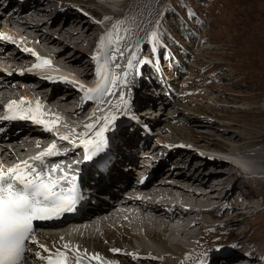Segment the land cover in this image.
Here are the masks:
<instances>
[{
  "label": "rangeland",
  "instance_id": "rangeland-1",
  "mask_svg": "<svg viewBox=\"0 0 264 264\" xmlns=\"http://www.w3.org/2000/svg\"><path fill=\"white\" fill-rule=\"evenodd\" d=\"M132 1L47 0V3L54 4L55 6L50 8L51 11H48V14L51 12L66 14L67 11H71L72 13H76V17L80 18L82 22H89L98 27V25L93 23L98 20L93 19V22L91 21V16L94 13L104 10L105 12L114 10L126 14L128 10L130 11V3ZM8 2L10 1H7L6 4ZM45 2L39 1L40 4L36 7H42V3ZM107 7L111 8V10ZM92 10L96 11L92 12ZM3 12L0 0V13ZM141 14L132 12V14H128L130 19L126 20L130 21V27L127 28V31L134 29L132 26H134L133 24L136 21L142 20V24L138 25L141 27L140 35L144 37L143 43H138L139 51L141 52L139 59L151 61V55L154 52L155 55L153 54V56L154 58L156 57L157 45L155 46L154 42L156 44L157 41L159 44L158 39L160 38L157 37L158 34L155 31V27L157 25L158 27L159 25H164L172 33V37L175 40L178 38L177 41L180 43L178 49H180L181 56L177 54V57L170 55L172 45L164 43L163 54L166 60H160L156 64L168 77L162 81L158 79V90L165 91V86H173L177 93L181 95L188 93V95L183 98L175 97L174 99L167 100L161 98L158 95V91L154 93L146 89L140 90V103L142 101H152L153 95H156V103L151 104L150 102L148 107H143L139 104L136 111L138 117L136 118L142 120V122L141 124L137 122L138 126H136L135 130H142L144 126L150 130L151 140L146 147L151 146L152 149L157 143H161L162 146L160 147V154L158 153V156L159 158L162 157L163 161L167 159L166 156L168 154L174 155L177 152L172 148L177 142H186L194 145L193 149L184 146L182 148L180 145L179 148L188 154L189 157L187 158L196 157L193 161L194 164L199 162V165L202 166L200 160L197 159H203L208 162V165L205 164V167L201 170L204 176H212V180H220V177L226 180L225 190L223 192L217 191V195L214 196L213 200H220L219 195L221 193L225 196L229 194L224 200L215 203L214 206H223V210L218 213L213 211L212 216L214 217L213 220L209 218L208 229L201 231L198 237L202 241L200 245L203 248H197L195 252L198 254L197 256L193 254L190 256L191 258L189 257L188 259L187 257L179 264H221L220 259L216 257V253L214 255V252L220 249L221 252L223 250L228 252L230 245L233 249L238 247V252L244 251V249L245 252L248 250L257 251L260 258L261 254L258 251L264 247V190L256 188L251 181L259 177L264 178V167L260 168L254 164V160L241 154L239 148L242 147L236 149L234 146H244L245 143L241 142L240 137L244 138V140L247 138V143L261 138L264 140V0H153L149 4L147 13ZM52 16L53 14L47 18L51 19ZM94 16L99 18V15L95 14ZM194 21L198 22L201 28L195 25ZM174 23L184 28H189V30L192 27L191 33L195 36L191 43L185 41V37L181 38V33L178 31L179 28L175 30ZM43 30L47 29L43 28ZM130 31L126 34V37H128ZM153 33H155L156 41L152 38ZM134 41L135 39L126 44L125 47L122 44L123 50L127 47L133 49V45H135ZM144 43L146 53H142V48L143 50L145 49ZM83 49L85 48L82 47V53H80V55L84 54L81 62L83 65L87 64L88 67L93 62L89 61L90 55L86 51L83 53ZM161 50L158 52L160 57ZM124 70L125 68L122 66L119 71ZM141 70L142 68L139 69V71ZM129 74H132V72ZM126 79L130 81L133 78ZM147 85L151 87L150 84ZM142 88L143 86H141ZM118 94L113 95V97L118 96ZM141 94L145 95V100L141 97ZM147 108H151L152 111L153 109L156 110V114L153 117L151 116V118L144 116L148 111ZM121 109L124 108L122 107ZM125 111L126 109L122 112L124 113ZM167 125L171 128H178L177 133L173 135V131L169 130ZM131 127L126 129L127 132L132 130ZM161 132L162 136L159 134ZM29 133L26 132L22 136L33 135V133ZM146 137H148V134ZM233 139H237L238 142H235ZM256 148L250 150H257ZM262 148H264V145H261L259 150H263ZM232 149L236 150V152ZM219 153L222 154L221 157L224 156L228 159L220 158ZM204 154L206 157L213 155L214 158H202L201 155ZM184 161L186 163L189 159L182 160L181 162ZM216 161H223L224 164H216ZM242 161L251 163V168H248L246 171H243L244 168L242 169L244 173H247V177L251 178H240L238 176L240 172L236 170L232 177L228 179V171L225 173L220 170V168L224 169V171L227 170L225 169L227 163L238 165ZM179 166H183L182 169L185 171L184 165ZM127 167L128 165L124 166L123 172L130 176V179L135 180L139 172H133L131 168L128 167L127 169ZM152 167L155 168V165ZM238 167H242V165H238ZM194 168L199 169L200 167L193 166L192 164L187 173L192 175ZM158 171H162V174L158 178L157 175H154L150 179L152 181L150 185L157 180L160 181L164 177L163 170L160 168L154 169V172ZM254 174L256 176H251ZM236 180L240 184L244 182L246 184L242 185L241 188L235 183ZM171 182L172 184L168 186H173V181L171 180ZM231 194L235 195L231 197ZM250 198L254 199L252 202L254 209L250 214H246L243 210L235 208L239 204H242L241 201H244V199L245 203L242 205H245L249 202ZM223 214L234 218L231 221L229 218H224V221L221 217ZM235 215L238 216L235 217ZM119 225L121 227L122 223ZM64 228L67 229V226ZM137 232L146 245L152 246L143 236V230ZM132 234H135V231ZM243 238L244 241H248V245L242 244L241 240ZM188 242L187 238L181 239L183 246L189 244ZM245 252L242 254H245ZM254 255L253 259H256V253ZM243 259L245 258H241V261ZM139 260L143 261L142 258ZM256 262H259V260L256 259Z\"/></svg>",
  "mask_w": 264,
  "mask_h": 264
},
{
  "label": "bare ground",
  "instance_id": "bare-ground-1",
  "mask_svg": "<svg viewBox=\"0 0 264 264\" xmlns=\"http://www.w3.org/2000/svg\"><path fill=\"white\" fill-rule=\"evenodd\" d=\"M4 1V2H3ZM7 1L8 4H6ZM39 1H46L45 3H42V7H36L39 5ZM153 0H133L130 3V11L128 10L126 14H122L119 12H116L114 10L105 12V15H109L110 19V31H109V38L105 43L106 48V61L108 63L111 62V51L115 48H119V52L123 51V47H125L124 37L125 32L127 31V27L130 26V17H128V14H132V12L138 13L139 15L141 13L146 14L148 11V7L150 2ZM3 2V4H2ZM38 2V3H36ZM51 2V1H50ZM27 4V3H26ZM20 2L11 1V0H1V6L3 7V13H0V19L5 18L6 22H11L13 20L15 23L18 24L17 28L19 31L30 33L34 30V38H36L37 46L36 50H43L44 56H49L52 54L55 62H58L61 67H64L65 69H68L70 72H77L79 74V77L77 78L78 81L82 80L83 78L86 79L87 77L89 79H92V64H89L87 67V64L83 65L81 62V59L84 57V54L82 53V47L85 48L86 42H89L91 40H95L98 36L97 31H99L98 27H95L93 24L89 22H82L80 18L76 17V13H72L71 11H67L66 14H55V12H51L48 14V11H51L50 8L55 7L54 4L51 3L48 4L47 0H29L28 7L22 8L20 7ZM31 6V7H29ZM9 7V8H8ZM109 8V7H107ZM56 9V8H55ZM90 9V8H89ZM111 10V8H109ZM107 10V9H106ZM96 10H92L94 12ZM138 11V12H137ZM126 12V10H125ZM52 18H47L48 16L52 15ZM93 14V13H92ZM99 15L97 13H94V15ZM149 14V13H148ZM156 14V13H154ZM142 15V14H141ZM81 16V15H79ZM100 17V15L98 16ZM132 18V17H131ZM114 19V20H113ZM133 19V18H132ZM131 19V20H132ZM113 20V21H111ZM92 21V20H91ZM142 21V20H141ZM140 20L136 21L135 24H133L134 29H129L127 33L130 31L128 37H126V41L128 43L132 42L133 39H137L138 37V43H143V38L141 34V27L138 25H141L142 22ZM149 21V20H148ZM94 23L98 26H100L97 21H94ZM59 24V25H58ZM43 28L47 30H43ZM97 33V34H96ZM58 34V38L56 39V35ZM56 36V37H55ZM35 40V39H34ZM73 40V42H72ZM127 43V44H128ZM4 48V45L0 48V50ZM38 52V51H37ZM84 53V49H83ZM80 56V57H79ZM23 57V56H22ZM19 57L17 55L11 54L9 56H6L5 53H0V60L6 61L7 63L10 61L13 67L16 68V71L20 69V66L25 64V62L28 61V59H18ZM137 59V58H136ZM115 63L112 62V66H114ZM122 66H118L119 70ZM79 68V69H78ZM26 73V70L24 71ZM136 74V73H135ZM133 74H128L126 78L130 79L133 78ZM121 79L124 77L123 74H119ZM17 81V80H16ZM100 81V77L96 75L95 82L98 83ZM22 84L27 85H38L36 78H29V81L26 82L22 80ZM137 83H140L139 81ZM41 86V85H40ZM141 86L143 88L141 89ZM138 89V100H139V92L140 90L146 89L148 91H151V87H149L147 84L143 83ZM94 86H91L90 88H93ZM69 88V89H66ZM77 87H67V86H55V87H43L38 88L37 93L38 96L44 98L45 91L48 89L53 90L55 89V92L53 93L52 99H46L47 103L52 105L56 108V110L59 113H64L65 111L68 113H71L73 111V115H77L76 117L82 116L88 109H91L93 105L95 104V97L90 100L84 99V93L83 92H77ZM70 95H66V94ZM113 95H117L119 93V90L116 89L113 92ZM119 95V94H118ZM49 96V95H48ZM75 96V97H74ZM137 97V94H136ZM75 99L82 102L84 108L80 110V112H74V109L77 110L78 104L75 103ZM151 102V100L148 101H142V103L139 102L140 106H147ZM153 103V102H152ZM151 103V104H152ZM150 104V105H151ZM60 108H59V106ZM91 106V108H89ZM153 106V105H152ZM150 107V106H149ZM153 109V108H152ZM147 113L144 114V116H151L153 117L156 114V110L151 108H147ZM185 116V115H184ZM138 117V116H137ZM186 117V116H185ZM182 118V116H181ZM186 119V118H185ZM137 122H142V120L136 118ZM88 121V120H87ZM156 123V121H155ZM185 124V123H184ZM136 126H132V133H128L127 130L123 132V145L120 147V149H123V147H126V151L122 150L120 154L122 155L121 164L116 163V165H113L111 172L108 174L110 177L109 179L112 180L113 178H117V176L112 175V171L117 172L119 174H123L125 176L124 179L128 185L132 184V181L127 180L129 179L128 175H126L123 172V168L125 165H127L126 161H130L131 164L129 165H136L134 164L135 161L131 159L130 157L133 156V152L136 151V155L140 154L143 156V160H146V158L150 156H146L147 153L151 151L152 158L154 161H151L152 166L155 165V168H160L164 172V177L160 179V181H156L155 183H152L151 186L148 184L151 183V180L146 181L145 183L140 182V185L142 187H146L145 190L148 194V201L146 203L138 202V201H132L130 204L138 205L140 208H142V212L139 215V217L134 215V227L137 228V231L144 230L145 237L149 242L151 243L149 245H146L145 242L142 240V238L137 234H132L130 232L129 226L126 222H121L119 218L114 217L112 219H109L108 221H105L104 224H100V226L96 227V225L92 222L93 218L92 216L87 218L86 223L87 227L82 229L79 232V235L88 236L92 235L95 236V232L100 227V231H98V234L95 238H81V237H74V240H79L83 247H93L95 250L94 252L97 253V250L103 251L106 249V247H111L113 245L115 246H128L131 249L139 248L144 250V254L142 255L143 261H140L139 258H136V254H133L129 252L127 256L122 257V261L120 264H178L179 259L172 258V257H166L163 260L160 258H155L150 255L153 251L161 252V253H169L171 255H177L182 256L185 258L187 255V250L183 247H181L178 243L181 242L182 238H187L189 241L190 239H194L197 236H200V233L202 230H204L206 227L209 226V218L213 220V207H215V203L219 202L220 200H224L225 197L228 195H223L222 193L219 195L220 200L216 201L213 200L214 196H216L217 191L220 190V192H223L225 190L226 180L224 178L220 177V180H212V176H204V173L201 171L203 167H205V164L208 165V162L199 159V162L197 164H194L193 161L196 159V157H189L186 152H183L180 147L183 148H190L193 149L194 145H191L190 143H184V142H177L172 146L173 150H176L177 152L174 155L168 154L166 156V160L159 158V151L160 147L162 146L161 143H157L154 148L151 149L150 147H147L146 150H144V146L149 145V140L151 136L144 138V134H142V130H135ZM168 126V125H167ZM169 127V126H168ZM169 130H172V134L175 135L178 131V128H168ZM167 129V130H168ZM123 129H121L122 131ZM168 130V131H169ZM188 130V129H184ZM192 130V129H191ZM190 131V130H189ZM33 133V135L29 136H22V141H19L17 144V147L11 150V154L14 156L18 155H29L33 153V149L35 147L34 141L37 139V132H30L29 134ZM190 133V132H189ZM160 136H162V132L159 133ZM260 137V136H259ZM258 137V138H259ZM42 138H47L42 137ZM142 138V139H139ZM19 139V138H18ZM17 139V140H18ZM114 143L116 144L121 139L118 136H115ZM145 139V140H144ZM241 142H244V146H234V148L241 151L240 153L247 156L248 158L255 161L254 164L257 166L264 167V148L263 150H259L261 148V145H264V140L257 139L256 141H253L251 143H247V138L244 140V138H239ZM235 142L237 139H233ZM238 142V141H237ZM140 143V145H139ZM193 143V142H192ZM195 144V143H194ZM256 148V146H258ZM233 147V146H232ZM256 148L257 150H250V149ZM234 152L236 150L232 149ZM125 151V152H124ZM159 153V154H158ZM220 158H225L224 156ZM79 153L78 151L72 152L70 157H78ZM163 155V154H161ZM190 155V154H189ZM202 158H211L213 159V155H210L209 157H206V155H201ZM126 157V161L124 159ZM171 157V159H170ZM178 158V159H177ZM187 158V159H186ZM245 158V157H244ZM186 163L181 162L182 160H188ZM225 159H228L227 157ZM124 160V161H123ZM248 160V159H247ZM246 161V160H245ZM241 162L242 167H238L237 164L233 163H227V166H225V170L220 168L221 172H227L228 171V179L232 177V175L237 171H239L241 174L245 175V178H251L247 177V173H244L243 171L247 170L248 168H251L250 162ZM141 162V161H139ZM143 163L146 161H142ZM232 162V161H231ZM214 163V162H213ZM216 164H224L223 161L215 162ZM193 164V166H198V168H194L192 170V175L190 173H187L190 170V166ZM185 166V171L182 169L183 166ZM167 168V170H166ZM244 168V169H243ZM146 174H149L151 172L154 173V175L160 176L162 171L154 172L150 171L151 168L145 167L143 170H147ZM179 169V170H178ZM182 169V170H181ZM243 169V171H242ZM134 170H138V174H142V169L134 168ZM167 173L165 174V172ZM235 171V172H234ZM250 171V170H249ZM160 172V173H159ZM159 173V175H158ZM263 173V172H261ZM146 174L144 177H146ZM167 175H169L167 177ZM252 176V175H251ZM165 177H167L165 179ZM134 179V177H133ZM164 179V181H163ZM173 181V186H168L172 184L171 180ZM227 179V180H228ZM120 182V181H118ZM160 182V183H158ZM237 186L245 185L246 182L243 184H240L239 181H235ZM251 183L261 190H264V178H258L251 181ZM170 187V189H169ZM207 187L210 188L209 191L203 190V188ZM242 188V187H241ZM247 188V187H246ZM199 191H203V194L198 195L200 193ZM179 193V196H176V194ZM132 199V198H131ZM253 198L249 199V202L245 205L243 201L242 204H239L235 208H239V210H243L246 214H250V212L254 209V205L252 204ZM248 201V200H247ZM164 203V204H162ZM242 212V211H241ZM227 214V213H226ZM223 214L221 217L229 218V220H233L234 217H229V215ZM244 214V213H243ZM219 216V214H217ZM238 215H235L237 217ZM138 217V218H137ZM225 221V219H224ZM120 223H122L123 226L120 227ZM64 229L66 228H57L55 230H46L43 232H40L37 236H35V240H37L38 243H42L44 245L51 244L55 240V237H58L59 235H63ZM61 231V233H54L55 231ZM87 230V231H84ZM208 231V230H207ZM68 232H71V230H68ZM205 232V231H204ZM231 233V232H230ZM177 240L175 242V240ZM242 244L248 245V241L241 240ZM189 243V242H188ZM240 244V243H239ZM238 245V244H237ZM242 246V245H241ZM185 247L189 248V244L185 245ZM238 248V247H237ZM37 249L35 246L33 250ZM218 249V248H217ZM247 250V249H246ZM91 254H94L92 250H90ZM236 252H238V249H236ZM257 251H251L248 250L245 252L248 257L252 258L255 257V253ZM261 258H264V247L259 249ZM240 252H238L239 254ZM104 253L102 252V255ZM153 254V253H152ZM239 255H242L240 253ZM72 257V256H71ZM102 259H104L102 256H100ZM208 257V256H207ZM191 258V257H190ZM189 259V258H188ZM105 263L107 264H117L116 262H113L111 260L104 259ZM192 260V259H191ZM202 261V260H201ZM208 261V260H206ZM244 261V259H243ZM227 264H242L241 258L239 256H235L231 258ZM248 264H262L260 262H256V260H253V262H248Z\"/></svg>",
  "mask_w": 264,
  "mask_h": 264
},
{
  "label": "snow or ice",
  "instance_id": "snow-or-ice-1",
  "mask_svg": "<svg viewBox=\"0 0 264 264\" xmlns=\"http://www.w3.org/2000/svg\"><path fill=\"white\" fill-rule=\"evenodd\" d=\"M4 38L8 37L0 33V39ZM152 38L155 39V33L152 34ZM103 43L101 40V48ZM25 51L32 50L25 49ZM33 55H35L34 52ZM93 60L96 61V73L100 81L93 88L84 89L83 85L80 86L85 100L104 93L112 95L118 83L127 84V73H125V79H121L120 76L111 77V88H109L106 84L109 73L100 62L101 55H94ZM149 62L148 59L138 61L144 65ZM43 63L47 65L51 62L44 60ZM39 66V64L36 65V67ZM128 67H132L131 62ZM130 103L125 98V94L121 93L119 103L114 108L116 111H119L121 106L128 109ZM51 115L53 114L50 111L41 110L39 101L33 107L32 102L21 98L20 101L13 100L6 105V111L3 116H0V120H31L34 124L43 125L46 130L51 131L60 119L58 116L50 121L43 118ZM101 120L103 123L97 129V124ZM117 120L118 116L115 112H109L97 118L95 122L85 124L86 131L83 133H77L75 128L72 129L76 135L86 137L81 142L86 162L104 163L102 154L109 148L107 133L116 129ZM69 138V135L59 137L61 140H69ZM54 154H58L55 143L28 161H22L6 169L0 165V264H26L25 254L31 251L27 244L38 243L35 240L34 222L59 218L65 213L73 212L84 198L80 186L82 177L70 175V172L65 171L59 164L51 166L45 164V158ZM39 248L48 255H41L40 252L35 255L39 260L46 261V264H68L69 245L65 244L64 250L58 249L55 252L42 243L39 244ZM76 251L80 250L76 249ZM91 259L101 260L102 258L99 254H95ZM76 264H79V259Z\"/></svg>",
  "mask_w": 264,
  "mask_h": 264
},
{
  "label": "trees",
  "instance_id": "trees-1",
  "mask_svg": "<svg viewBox=\"0 0 264 264\" xmlns=\"http://www.w3.org/2000/svg\"><path fill=\"white\" fill-rule=\"evenodd\" d=\"M6 77H9V76H6ZM197 160H199V159H197Z\"/></svg>",
  "mask_w": 264,
  "mask_h": 264
}]
</instances>
